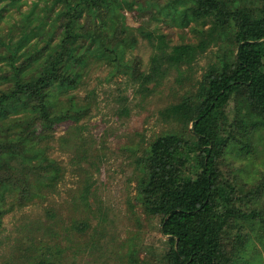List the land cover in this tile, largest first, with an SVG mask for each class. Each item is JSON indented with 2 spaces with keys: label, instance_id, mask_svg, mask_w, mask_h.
<instances>
[{
  "label": "rangeland",
  "instance_id": "374dc122",
  "mask_svg": "<svg viewBox=\"0 0 264 264\" xmlns=\"http://www.w3.org/2000/svg\"><path fill=\"white\" fill-rule=\"evenodd\" d=\"M222 1L232 10L264 8V0ZM193 7L192 0H0V96L16 73L40 74L60 49L67 14L75 55L63 70L76 81L46 90L50 123L23 110L0 119V143L18 144L0 151V264H165L167 239L139 194L140 160L159 137L196 140L171 108L196 95L208 68L220 69L234 51L233 23L199 18ZM202 38L207 48L190 65L142 84L153 56ZM220 116L228 139L221 175L245 199V212H264V119L240 91ZM238 226L246 241L234 264H264V224Z\"/></svg>",
  "mask_w": 264,
  "mask_h": 264
},
{
  "label": "trees",
  "instance_id": "16d2710c",
  "mask_svg": "<svg viewBox=\"0 0 264 264\" xmlns=\"http://www.w3.org/2000/svg\"><path fill=\"white\" fill-rule=\"evenodd\" d=\"M192 1L197 17L214 19L219 25L233 23L234 51L226 53L220 69L214 65L208 68L196 95L171 108L196 140L188 144L187 137L178 135L156 139L140 160L143 178L139 194L146 213L159 219L160 234L167 239L165 264H234L246 235L233 229H241L238 222L243 220L264 224V212H245V199L221 175L219 164L228 139L220 115L233 94L240 91L250 108L264 119V8L258 12L232 10L222 0ZM66 18L70 20L60 49L42 65L40 74L27 79L16 73L13 89L0 96V119L23 110L50 123L46 90L55 83L76 84L63 70L75 55L74 15ZM206 48L205 38L196 45L176 46L171 53L153 56L149 73L138 77H143V85L149 84L163 78L169 68L190 65ZM17 147L12 139L6 145L0 143L1 152Z\"/></svg>",
  "mask_w": 264,
  "mask_h": 264
}]
</instances>
